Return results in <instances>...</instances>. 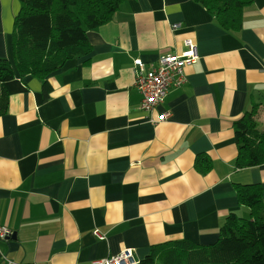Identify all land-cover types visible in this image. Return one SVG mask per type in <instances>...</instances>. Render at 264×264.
Returning a JSON list of instances; mask_svg holds the SVG:
<instances>
[{"label":"crops","instance_id":"1","mask_svg":"<svg viewBox=\"0 0 264 264\" xmlns=\"http://www.w3.org/2000/svg\"><path fill=\"white\" fill-rule=\"evenodd\" d=\"M19 10L18 0H0V58L12 63ZM88 39V58L47 78V99L31 75L16 71L5 84L0 227L12 236L0 239V261L101 264L128 249L140 264L155 245H211L230 214L250 217L236 185H259L264 197V164L238 168L234 124L259 106L264 130V0L245 10L237 33L193 0H128ZM187 39L198 59L185 83L146 113L134 61L149 68ZM200 156L212 161L206 174Z\"/></svg>","mask_w":264,"mask_h":264},{"label":"trees","instance_id":"2","mask_svg":"<svg viewBox=\"0 0 264 264\" xmlns=\"http://www.w3.org/2000/svg\"><path fill=\"white\" fill-rule=\"evenodd\" d=\"M20 10L13 33V63L0 58V117L8 112L9 95L5 84L31 75L44 81L71 60L86 59L92 52L88 32L114 20L128 0H18ZM202 6L224 31L243 28L245 10L254 0H193ZM90 61V60H89ZM86 60L85 63L89 64ZM259 106L235 122L238 168L264 164V130L257 121ZM195 167L201 174L212 169V161L200 156ZM238 202L250 217L230 214L220 229L217 242L198 245L173 239L155 245L140 264H264V197L256 184L236 185Z\"/></svg>","mask_w":264,"mask_h":264},{"label":"built area","instance_id":"3","mask_svg":"<svg viewBox=\"0 0 264 264\" xmlns=\"http://www.w3.org/2000/svg\"><path fill=\"white\" fill-rule=\"evenodd\" d=\"M180 25H173L178 29ZM185 50L180 54H168L162 56L156 65L147 67L141 59L134 61L136 75L135 88L142 96L140 109L148 114L153 113L156 107L166 100L170 88L181 87L186 80L184 69L186 66L195 64L198 59L197 46L193 40L187 39L184 42ZM167 113L160 115L159 121H165ZM96 236L104 239L98 231ZM12 236V231L6 227H0V239L6 240ZM0 264H11L4 259ZM101 264H139L134 259L132 250H124L119 255L103 260Z\"/></svg>","mask_w":264,"mask_h":264},{"label":"rangeland","instance_id":"4","mask_svg":"<svg viewBox=\"0 0 264 264\" xmlns=\"http://www.w3.org/2000/svg\"><path fill=\"white\" fill-rule=\"evenodd\" d=\"M249 218V217H248Z\"/></svg>","mask_w":264,"mask_h":264}]
</instances>
